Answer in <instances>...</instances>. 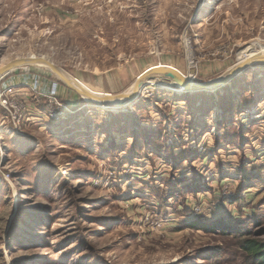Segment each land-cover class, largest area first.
<instances>
[{"label": "rangeland", "instance_id": "1", "mask_svg": "<svg viewBox=\"0 0 264 264\" xmlns=\"http://www.w3.org/2000/svg\"><path fill=\"white\" fill-rule=\"evenodd\" d=\"M263 49L264 0H0V69L43 57L106 97L150 66L205 84ZM37 82L58 85L57 118ZM2 84L28 112L0 128V264H264L244 249L264 245L263 66L116 113L43 68Z\"/></svg>", "mask_w": 264, "mask_h": 264}, {"label": "bare ground", "instance_id": "2", "mask_svg": "<svg viewBox=\"0 0 264 264\" xmlns=\"http://www.w3.org/2000/svg\"><path fill=\"white\" fill-rule=\"evenodd\" d=\"M264 50V49H263ZM263 51H259L255 54H249L248 57L242 62L240 63L238 66H233L226 74L225 76L223 77V79H227L229 78L231 75L233 74H237L241 71V69L251 60L255 59V58H261L263 57L264 58V53H262ZM29 61H36L38 62L37 66L36 67H39V68H43V69H46V70H53L52 66L51 65H48L47 63H45L47 60L43 57L41 58H27ZM24 60V59H23ZM22 60H17L15 62H12L13 64H15L16 68H22V67H30V66H23L22 63H21ZM49 62V61H48ZM11 64V63H10ZM8 65V64H7ZM6 67L3 66L1 69H0V78L3 77V75L5 74L4 71H3V68ZM35 67V66H33ZM161 69L159 70L160 74L157 75L156 72L153 73L152 75L154 76V79L149 85L151 86H158V87H162L163 89H165L166 91H169V92H173V93H176V94H183V93H186L188 89L192 88L190 87L191 84H187V80L184 79L182 77V75H180V73L173 67V66H170V65H155V66H150L149 68H147L145 70L144 73H146L148 70H151V69ZM164 69H169V70H172V71H175L176 74H172L168 71H165ZM15 70V69H14ZM143 73V74H144ZM158 73V72H157ZM164 73H170L172 76V78H174L172 84H166L164 83L161 79H160V75L164 74ZM142 74V75H143ZM141 75V76H142ZM62 78L66 79L67 80V77L60 73V75ZM140 78V77H139ZM158 78V79H157ZM222 78H220L221 80ZM187 81V82H186ZM137 82V81H136ZM136 82L131 86V88L126 91L124 93V95H127L128 97H130L131 100H129V105H131L132 103H134L135 101V97L136 95L138 94V89H137V86H136ZM169 82V81H168ZM171 83V82H169ZM74 88L80 92L81 94L85 95L87 97V104H86V107L87 108H98L100 107L101 109H110L111 111H113L114 113L116 112H119V111H124V107H120V106H108L107 105V100H110L112 99V97H106V96H103V95H98V94H95L89 90H87L82 84H80L79 82H74L72 83ZM183 86H186V87H183ZM192 93V92H190Z\"/></svg>", "mask_w": 264, "mask_h": 264}, {"label": "water", "instance_id": "3", "mask_svg": "<svg viewBox=\"0 0 264 264\" xmlns=\"http://www.w3.org/2000/svg\"><path fill=\"white\" fill-rule=\"evenodd\" d=\"M22 61H21V63H22V65L23 66H30V67H33V66H37V64H38V62H36V61H29L28 59H21ZM45 63H47L48 65H51L53 68V70H48L49 72H51L53 75H55V77L58 79V81H60L61 83H62V85L66 88V89H68V90H70V91H72V92H74L76 95H78V96H80L81 98H82V100L84 101V102H86L87 101V97L85 96V95H83V94H81L80 92H78L75 88H74V86H73V84L72 83H74V82H76L75 80H73L72 78H70L67 74H65L62 70H60L59 68H57V67H55L52 63H50V62H48V61H46ZM254 66H263L264 67V58L263 57H261V58H255V59H253V60H251V61H249L242 69H241V71L240 72H242V71H244V70H246V69H250V68H252V67H254ZM39 68V67H38ZM14 69H17L16 68V66H15V64H13V63H11V64H8V65H6V67H4L3 68V71H4V75H3V77H2V79L3 78H5L6 76H8L9 74H11V72L14 70ZM159 70H161V69H159V68H155V69H151V70H148L146 73H144L138 80H137V82H136V86H137V89H138V94L136 95V97H135V100H136V98L142 93V91L145 89V88H147V87H149V84L153 81V80H155L154 79V74L153 73H157V72H159ZM165 71H168V72H170V73H172V74H176V72L175 71H172V70H169V69H164ZM239 72V73H240ZM60 73H62V74H64L66 77H67V80L66 79H64V78H62L61 76H59L60 75ZM153 74V75H152ZM238 74V73H237ZM233 75H236V74H233ZM233 75H231V76H233ZM230 76V77H231ZM230 77L229 78H227L226 80L225 79H223V77H222V79L220 80V78L219 79H216V80H213V81H211V82H208V83H205V84H194L193 82H192V80H190L189 78H187V80H188V82H187V84L189 85V84H191V86L190 87H192V88H190V89H188L187 90V92H192V93H200V92H212V91H214V90H216V89H218L219 87H222L229 79H230ZM1 79V80H2ZM0 80V81H1ZM183 87H186V86H183ZM129 100H131L130 99V97H128L127 95H124V93H122V94H119V95H116V96H112V99H110V100H107V105L108 106H120V107H127L128 106V104H129Z\"/></svg>", "mask_w": 264, "mask_h": 264}, {"label": "built area", "instance_id": "4", "mask_svg": "<svg viewBox=\"0 0 264 264\" xmlns=\"http://www.w3.org/2000/svg\"><path fill=\"white\" fill-rule=\"evenodd\" d=\"M41 86L45 87L41 82H37L34 86L28 85L27 87L36 94L37 99L41 98L48 101L49 109H47V119L57 118V111L61 108L58 101L59 87L56 83H51L45 90H39ZM12 90L11 85L2 84L0 86V128L5 124L6 120L12 123L22 122L28 112L25 105L15 99Z\"/></svg>", "mask_w": 264, "mask_h": 264}, {"label": "trees", "instance_id": "5", "mask_svg": "<svg viewBox=\"0 0 264 264\" xmlns=\"http://www.w3.org/2000/svg\"><path fill=\"white\" fill-rule=\"evenodd\" d=\"M244 249L247 254L255 259H257L260 263H264V245L258 243L256 241H246L244 245Z\"/></svg>", "mask_w": 264, "mask_h": 264}]
</instances>
